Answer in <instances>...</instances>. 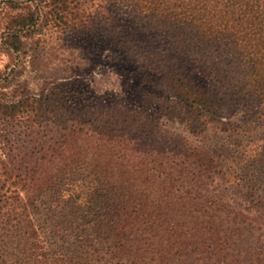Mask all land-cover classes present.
Listing matches in <instances>:
<instances>
[{
  "label": "trees",
  "instance_id": "trees-1",
  "mask_svg": "<svg viewBox=\"0 0 264 264\" xmlns=\"http://www.w3.org/2000/svg\"><path fill=\"white\" fill-rule=\"evenodd\" d=\"M123 1L172 50H193L222 95L154 51L166 49H142L183 129L170 132L134 110L65 100L56 79L5 92L18 71L0 72V264H264L263 163L250 175L201 142L239 128L225 100L264 131V0ZM86 2L0 0V58L41 59L49 32L88 31Z\"/></svg>",
  "mask_w": 264,
  "mask_h": 264
},
{
  "label": "rangeland",
  "instance_id": "rangeland-1",
  "mask_svg": "<svg viewBox=\"0 0 264 264\" xmlns=\"http://www.w3.org/2000/svg\"><path fill=\"white\" fill-rule=\"evenodd\" d=\"M86 3L91 16L88 31L49 32L44 36V50H38L41 59L33 61L35 50H24L15 60L1 56L0 72H9L10 68L18 71L5 92L20 85L38 93L46 82L56 79L64 85L65 100L83 106L134 110L162 123L170 132H181L179 122L168 120L164 113L162 103L168 95L161 73L140 57L142 49L159 47L166 50L154 51L176 55L179 65L195 75L202 86L222 95V89L216 86L193 50H172V40L163 28L130 3L123 0H87ZM135 51L137 55L133 54ZM225 101L224 121L239 128L233 134L209 130L201 142L219 152L226 164L234 161L246 166L250 175L262 162L260 172L264 174V141L261 140L264 131L250 132L247 109ZM255 138L261 141L255 142Z\"/></svg>",
  "mask_w": 264,
  "mask_h": 264
}]
</instances>
